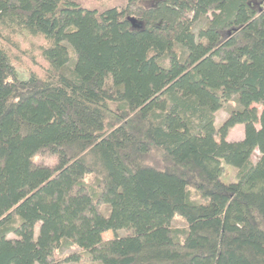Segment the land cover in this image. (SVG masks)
Here are the masks:
<instances>
[{
    "label": "trees",
    "instance_id": "1",
    "mask_svg": "<svg viewBox=\"0 0 264 264\" xmlns=\"http://www.w3.org/2000/svg\"><path fill=\"white\" fill-rule=\"evenodd\" d=\"M148 1L0 0V264H264V6Z\"/></svg>",
    "mask_w": 264,
    "mask_h": 264
},
{
    "label": "rangeland",
    "instance_id": "2",
    "mask_svg": "<svg viewBox=\"0 0 264 264\" xmlns=\"http://www.w3.org/2000/svg\"><path fill=\"white\" fill-rule=\"evenodd\" d=\"M82 5L90 8H97L98 10H103L108 7L112 6H124L126 4V0H78ZM158 0H151V3L148 1V3H145V5H154ZM255 2H259V5L264 6V0H254ZM188 20H191V15L187 16ZM206 22V17H202L196 21H193V28L195 31L199 29L201 25H203ZM40 40L36 38H22L21 37V44L23 48V59L22 63L17 64L18 69L20 70V73L23 76H27L29 73V70H36L39 73H43L44 69L47 67L46 61L39 55V50L37 48V45L39 44ZM227 103L221 110L217 113V124H219L227 115L228 106ZM112 108L114 109L113 113L108 114V119L111 122L117 121V116L120 114H126L127 110L126 107L123 106V104L118 103H112ZM244 136V125L243 124H237L233 127V129L229 133V139L230 140H239L242 139ZM36 160H42L44 162L53 163L55 162V158L52 156H44V155H37L35 157ZM150 162L156 163L160 166L168 165L169 162H167L162 154L155 150L153 153V157L150 158ZM236 176V169L230 165H226L223 173V178L226 180L234 179ZM172 226L174 228L178 229H185L187 227V222L184 218L181 216H175L172 222ZM125 233L124 230H119L118 234ZM105 237H112L114 236L113 232H106ZM80 250L79 247L76 245H73L70 247H65L62 250H58L56 252V255L62 256L63 254H68L73 251Z\"/></svg>",
    "mask_w": 264,
    "mask_h": 264
}]
</instances>
